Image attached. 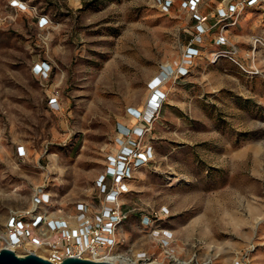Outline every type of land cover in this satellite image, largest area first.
I'll use <instances>...</instances> for the list:
<instances>
[{
    "label": "rangeland",
    "instance_id": "obj_1",
    "mask_svg": "<svg viewBox=\"0 0 264 264\" xmlns=\"http://www.w3.org/2000/svg\"><path fill=\"white\" fill-rule=\"evenodd\" d=\"M229 1L0 0V234L40 190L64 220L98 212L121 129H140L151 159L125 181L119 250L264 264V0L220 21Z\"/></svg>",
    "mask_w": 264,
    "mask_h": 264
},
{
    "label": "built area",
    "instance_id": "obj_2",
    "mask_svg": "<svg viewBox=\"0 0 264 264\" xmlns=\"http://www.w3.org/2000/svg\"><path fill=\"white\" fill-rule=\"evenodd\" d=\"M200 0H189L191 11H195ZM227 2L228 0H221ZM257 0H230L226 11H218L220 21H229L228 17L236 15L245 7L255 5ZM169 5V4H168ZM206 31L204 25L197 28L198 33ZM217 45H225L217 40ZM264 47V39L255 40V48ZM254 48V50H255ZM194 56L198 49H190ZM256 51V50H255ZM36 73L44 74L48 70L46 65H36ZM185 71V68H181ZM184 73V74H185ZM161 96H156L155 107H158ZM155 111V110H153ZM123 137L131 138L129 148L124 147L116 158H111L107 173L101 177L96 186L103 196V205L96 213H91L87 207L78 205L74 221L64 220L43 211L40 206L48 202L46 193L40 190V198L36 199L34 208L29 211L12 213L9 217L5 231L0 234V250L23 251L25 255L34 254L53 264H61L67 258H78L94 262H107L111 264H156L146 253H126L119 250V229L127 219L128 211L124 209L120 198L126 192L125 181L130 179L134 168L143 165L151 159L149 150L144 153L135 151L132 137L140 136L142 130L137 129L131 134L130 129H121ZM133 164V167L132 165ZM154 218L143 217L141 224L146 227L153 223ZM152 229V236L162 238L166 233ZM3 246V247H2ZM174 252V251H172ZM170 256V262L177 264V259Z\"/></svg>",
    "mask_w": 264,
    "mask_h": 264
},
{
    "label": "water",
    "instance_id": "obj_3",
    "mask_svg": "<svg viewBox=\"0 0 264 264\" xmlns=\"http://www.w3.org/2000/svg\"><path fill=\"white\" fill-rule=\"evenodd\" d=\"M0 264H53L34 254L19 256L8 249L0 250ZM61 264H111L107 262H94L78 258H67Z\"/></svg>",
    "mask_w": 264,
    "mask_h": 264
},
{
    "label": "bare ground",
    "instance_id": "obj_4",
    "mask_svg": "<svg viewBox=\"0 0 264 264\" xmlns=\"http://www.w3.org/2000/svg\"><path fill=\"white\" fill-rule=\"evenodd\" d=\"M15 4H18V3H15ZM163 71L162 72H160V73H158V74H156L152 79H154V82H155V84H157V83H159V82H162L164 79H166L167 78V74H168V72L170 71V70H173V68L169 65V64H165V65H163ZM149 98H150V96H149ZM148 98V99H149ZM148 99H147V101H148ZM147 103V102H146ZM134 122V121H133ZM51 160H52V163H53V166H54V168H57V159H56V157L55 156H51ZM161 234L163 233V231L162 232H160Z\"/></svg>",
    "mask_w": 264,
    "mask_h": 264
}]
</instances>
